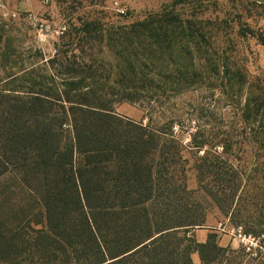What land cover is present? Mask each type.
<instances>
[{
	"label": "trees",
	"instance_id": "obj_1",
	"mask_svg": "<svg viewBox=\"0 0 264 264\" xmlns=\"http://www.w3.org/2000/svg\"><path fill=\"white\" fill-rule=\"evenodd\" d=\"M176 19L85 23L80 32L114 55L102 63L106 71L66 57L54 68L59 60L50 59L39 79L31 71L19 87L0 90V264H194V253L201 264L243 263L244 252L221 246L217 232L204 243L188 236L199 224L159 161L164 129L150 131L111 107L150 106L158 79L146 69L194 66L190 43L203 35ZM112 76L121 88L112 87ZM233 225L264 233V218L258 232L248 222Z\"/></svg>",
	"mask_w": 264,
	"mask_h": 264
},
{
	"label": "rangeland",
	"instance_id": "obj_2",
	"mask_svg": "<svg viewBox=\"0 0 264 264\" xmlns=\"http://www.w3.org/2000/svg\"><path fill=\"white\" fill-rule=\"evenodd\" d=\"M164 14L176 16V25L191 21L203 35L200 43H190L194 66L181 70L169 61L146 69L158 79L150 106L122 102L111 107L150 131L166 132L167 148L159 161H165L166 176L180 186L181 204L188 209L185 214L199 224L188 236L196 239L199 230L217 232L220 240L229 237L227 247L243 251L216 228L221 223L248 222L247 228L258 232L256 225L264 218V4L251 0H0V90L8 93L13 86L19 87L31 71L39 79L50 59L59 60L54 68L66 57L79 65L96 62L106 71L102 63L113 62L114 55L105 43L91 41L80 32L85 23L106 28ZM64 25L68 34L52 36ZM46 71L60 81L52 68ZM97 73L103 72L98 69ZM159 75L165 76V83ZM111 79L112 87H122L115 77ZM177 143L182 147L178 152L173 150L179 148ZM239 179L227 211L225 205ZM243 254L242 264H264Z\"/></svg>",
	"mask_w": 264,
	"mask_h": 264
},
{
	"label": "built area",
	"instance_id": "obj_3",
	"mask_svg": "<svg viewBox=\"0 0 264 264\" xmlns=\"http://www.w3.org/2000/svg\"><path fill=\"white\" fill-rule=\"evenodd\" d=\"M48 3V0H43ZM14 14L13 16H15ZM30 18H32L30 16ZM42 28V25H41ZM68 28L64 25L52 33V36L60 38L67 32ZM216 230L222 234L231 236L236 241L243 252L252 260H259L264 263V233H247L242 225L219 224Z\"/></svg>",
	"mask_w": 264,
	"mask_h": 264
},
{
	"label": "crops",
	"instance_id": "obj_4",
	"mask_svg": "<svg viewBox=\"0 0 264 264\" xmlns=\"http://www.w3.org/2000/svg\"><path fill=\"white\" fill-rule=\"evenodd\" d=\"M134 111H136V110H134ZM209 233H210L209 230L196 231L195 232L196 241L199 242V243H204L207 240V237H208ZM229 244H230L229 237L228 236H222L221 240H220V245L223 246V247H227ZM192 256H193L192 257L193 263L196 264L195 262H197L198 264H200V262H199L200 259H199L198 254H196V255L192 254Z\"/></svg>",
	"mask_w": 264,
	"mask_h": 264
},
{
	"label": "water",
	"instance_id": "obj_5",
	"mask_svg": "<svg viewBox=\"0 0 264 264\" xmlns=\"http://www.w3.org/2000/svg\"><path fill=\"white\" fill-rule=\"evenodd\" d=\"M251 1H254V2L259 3V4H264V0H251Z\"/></svg>",
	"mask_w": 264,
	"mask_h": 264
}]
</instances>
